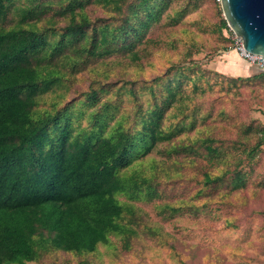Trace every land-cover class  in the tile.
<instances>
[{"label":"rangeland","instance_id":"rangeland-1","mask_svg":"<svg viewBox=\"0 0 264 264\" xmlns=\"http://www.w3.org/2000/svg\"><path fill=\"white\" fill-rule=\"evenodd\" d=\"M38 1L59 0H8L0 26L17 25ZM84 1L94 25L121 23ZM167 1L131 47L64 75L40 105L68 107L74 134L92 131L101 114L104 135L136 133L161 109L163 138L120 171L126 189L117 198L132 232L89 254L49 247L27 264H264V144L251 152L264 128V71L243 59L228 65L235 33L221 27L220 0ZM68 22L49 11L28 26L55 27L53 40Z\"/></svg>","mask_w":264,"mask_h":264},{"label":"trees","instance_id":"trees-1","mask_svg":"<svg viewBox=\"0 0 264 264\" xmlns=\"http://www.w3.org/2000/svg\"><path fill=\"white\" fill-rule=\"evenodd\" d=\"M7 1L0 0V23ZM84 2L38 1L17 25L0 26V264L36 261L49 247L89 254L109 244L112 234L132 232L117 198L126 189L120 171L163 138L156 128L161 109L142 120L136 133L116 128L104 135L101 114L94 116L102 122L92 131L74 134L68 107H40L60 78L90 59L128 49L168 6L167 0H95L121 17L119 25L110 26L94 25ZM49 11L69 18L53 40L47 32L56 34L55 27L28 26L29 18ZM221 27L230 30L226 19ZM91 93L90 100H97V91ZM261 132L252 153L264 144V128Z\"/></svg>","mask_w":264,"mask_h":264},{"label":"water","instance_id":"water-1","mask_svg":"<svg viewBox=\"0 0 264 264\" xmlns=\"http://www.w3.org/2000/svg\"><path fill=\"white\" fill-rule=\"evenodd\" d=\"M220 2L228 26L242 39L246 50L264 56V0Z\"/></svg>","mask_w":264,"mask_h":264},{"label":"built area","instance_id":"built-area-1","mask_svg":"<svg viewBox=\"0 0 264 264\" xmlns=\"http://www.w3.org/2000/svg\"><path fill=\"white\" fill-rule=\"evenodd\" d=\"M233 50L237 52L239 57L251 64L264 68V56L247 51L240 37L235 35L233 38Z\"/></svg>","mask_w":264,"mask_h":264},{"label":"crops","instance_id":"crops-1","mask_svg":"<svg viewBox=\"0 0 264 264\" xmlns=\"http://www.w3.org/2000/svg\"><path fill=\"white\" fill-rule=\"evenodd\" d=\"M223 55L225 56V58H228V65H231V63H234L235 61L241 59L237 52H235L234 50L226 51Z\"/></svg>","mask_w":264,"mask_h":264}]
</instances>
